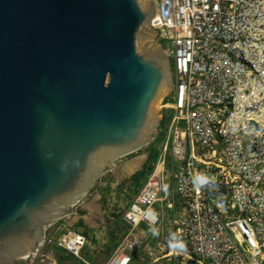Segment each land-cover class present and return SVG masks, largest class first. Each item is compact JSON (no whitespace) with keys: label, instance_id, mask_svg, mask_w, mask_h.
I'll list each match as a JSON object with an SVG mask.
<instances>
[{"label":"water","instance_id":"water-1","mask_svg":"<svg viewBox=\"0 0 264 264\" xmlns=\"http://www.w3.org/2000/svg\"><path fill=\"white\" fill-rule=\"evenodd\" d=\"M154 14L151 0H0V264H45L46 226L148 143L172 87Z\"/></svg>","mask_w":264,"mask_h":264},{"label":"built area","instance_id":"built-area-1","mask_svg":"<svg viewBox=\"0 0 264 264\" xmlns=\"http://www.w3.org/2000/svg\"><path fill=\"white\" fill-rule=\"evenodd\" d=\"M151 2L172 99L157 161L122 216L129 229L103 264H131L140 226L179 264H264V0ZM85 243L74 230L57 238L77 258Z\"/></svg>","mask_w":264,"mask_h":264},{"label":"rangeland","instance_id":"rangeland-1","mask_svg":"<svg viewBox=\"0 0 264 264\" xmlns=\"http://www.w3.org/2000/svg\"><path fill=\"white\" fill-rule=\"evenodd\" d=\"M172 82L174 83L173 74ZM166 98L167 100H171L172 94ZM161 115H165L162 106ZM160 120L161 116L159 121ZM159 128L160 126H156L153 129L154 132L151 138L142 148L118 158L115 161V163H118L115 171H107L102 174L80 200L84 206L80 207L78 213L82 217H79L72 226L68 227L74 231H81L86 237V243L81 250L80 258L70 256L69 253L57 244L56 236L59 234L57 230L64 222L66 214L46 228L44 238L38 246L36 258L49 254L53 258L55 264L105 263L116 245L121 241L129 229L128 225L123 221L122 216L144 180L143 176L139 180V183H135L130 173H136L142 169L147 173L157 161L161 140ZM136 157H142L140 165L134 171L130 173L126 172L124 170L126 163ZM96 195H99L97 203L101 205L100 210L103 211L101 214H98L96 211L97 208L94 206ZM76 205L80 204L77 203ZM168 214L170 215V212ZM88 223H90L91 226H89ZM139 230H144L147 236L144 238L141 246L133 253L131 264H179L181 261L179 256L171 255L160 257L161 254H163V251L159 248L160 239L157 238V241H155V239L149 235V231L143 226H140L138 231ZM149 248L155 253L154 256L150 257L147 254V249Z\"/></svg>","mask_w":264,"mask_h":264},{"label":"crops","instance_id":"crops-1","mask_svg":"<svg viewBox=\"0 0 264 264\" xmlns=\"http://www.w3.org/2000/svg\"><path fill=\"white\" fill-rule=\"evenodd\" d=\"M117 166H118V163H116V167L115 168H117ZM115 168L111 171V172H114L115 171ZM131 175H133L134 173L132 172V173H130ZM98 199H99V195H96V198L94 199V206H96V208H97V212H98V214H101L103 211H101L100 209H101V205L99 204V203H97V201H98ZM79 204L80 205H76V207H75V210L73 211V212H71V213H69V214H66L65 215V220H64V222L62 223V225L58 228V230H57V232L60 234H58L56 237L58 238V237H61L64 233H66L67 231H70L71 230V228L69 229L68 227H70V226H72L74 223H75V221H77V219L79 218V217H82L79 213H78V211H80V207L81 206H84V205H82V202H79ZM92 206V205H91ZM89 207V206H88ZM93 208V207H92ZM93 211H94V209H93ZM104 214V213H103ZM102 217H103V215H102ZM99 221H100V219H99ZM89 224V226H91V224L90 223H88ZM64 230H66V231H64ZM73 230V229H72ZM56 232V233H57ZM78 232H81V231H78ZM82 233V232H81ZM55 234V233H54Z\"/></svg>","mask_w":264,"mask_h":264},{"label":"bare ground","instance_id":"bare-ground-1","mask_svg":"<svg viewBox=\"0 0 264 264\" xmlns=\"http://www.w3.org/2000/svg\"><path fill=\"white\" fill-rule=\"evenodd\" d=\"M142 157H136L132 160H130L128 163H126L124 170L128 173L134 171L139 165ZM48 226H46L47 228ZM45 264H55L53 258L48 254L47 256L43 257Z\"/></svg>","mask_w":264,"mask_h":264},{"label":"trees","instance_id":"trees-1","mask_svg":"<svg viewBox=\"0 0 264 264\" xmlns=\"http://www.w3.org/2000/svg\"><path fill=\"white\" fill-rule=\"evenodd\" d=\"M163 124V121L161 122V125ZM150 171V170H149ZM148 171V172H149ZM145 175H146V171L144 170V169H142V170H140V171H138V172H136V173H134L133 175H132V180L135 182V183H139V180L144 176L145 177ZM70 256H72V257H74L73 255H70Z\"/></svg>","mask_w":264,"mask_h":264},{"label":"clouds","instance_id":"clouds-1","mask_svg":"<svg viewBox=\"0 0 264 264\" xmlns=\"http://www.w3.org/2000/svg\"><path fill=\"white\" fill-rule=\"evenodd\" d=\"M206 183H207V181H205ZM209 186L211 187L212 185L211 184H209Z\"/></svg>","mask_w":264,"mask_h":264},{"label":"flooded vegetation","instance_id":"flooded-vegetation-1","mask_svg":"<svg viewBox=\"0 0 264 264\" xmlns=\"http://www.w3.org/2000/svg\"><path fill=\"white\" fill-rule=\"evenodd\" d=\"M18 264H22V263H18Z\"/></svg>","mask_w":264,"mask_h":264}]
</instances>
